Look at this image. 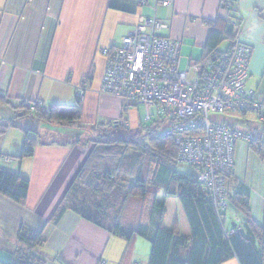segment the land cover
Returning a JSON list of instances; mask_svg holds the SVG:
<instances>
[{
	"label": "crops",
	"instance_id": "0c3cea01",
	"mask_svg": "<svg viewBox=\"0 0 264 264\" xmlns=\"http://www.w3.org/2000/svg\"><path fill=\"white\" fill-rule=\"evenodd\" d=\"M163 1L167 0H148L146 5H141L136 0H0V92L14 106L34 102L45 106L75 105L76 89L83 86L86 93L81 104L82 120L70 128L75 134L74 140L39 143L34 156L20 162L15 156L23 149L24 132L20 128H9L0 140V167L20 172L30 180L25 205L0 194V250L9 249L12 254L20 228L25 225L44 231L46 243L41 247V254L50 258L49 263L57 260V264H84L87 259L83 263L81 260L90 253V264L104 261L106 264H141L138 248L145 244L140 237L135 238L126 254V241L72 211H67L58 225H54L52 219L92 153V144H81L76 139L89 137L92 130L111 127L123 120L134 131L144 123L146 115L153 112L144 107L142 117L132 108L133 112L124 117L127 102L100 92L106 70V57L101 50L120 46L142 19L160 17L159 20L169 26L161 35L182 42L181 55L187 61L186 66L192 62L204 65V49L211 32L209 23L218 18L228 19L222 7L224 0H168L171 2L168 7L161 5ZM236 2L238 10L234 17L241 22L238 35L254 49L247 86L264 102V0ZM0 109L9 112L12 118L18 114V110ZM136 118L140 122L134 127ZM46 126L40 125L41 135H54L55 126ZM61 130L56 133L59 137L67 131ZM245 144L248 143L242 141L237 146L235 161L239 160ZM78 146L90 150H78ZM235 170L234 182L245 184L250 196L254 195V183L244 181L237 168ZM231 182L230 190L231 185L233 189L236 187ZM262 194L253 200L250 198V208L262 229L263 241L259 246L264 251ZM236 219L240 220L239 215L233 221ZM225 264L241 263L233 258Z\"/></svg>",
	"mask_w": 264,
	"mask_h": 264
},
{
	"label": "trees",
	"instance_id": "16d2710c",
	"mask_svg": "<svg viewBox=\"0 0 264 264\" xmlns=\"http://www.w3.org/2000/svg\"><path fill=\"white\" fill-rule=\"evenodd\" d=\"M136 1L141 4L139 0ZM229 2L230 6H226L227 13L237 14L236 0ZM227 17V20L218 18L216 22L209 23L211 32L202 61L205 64L220 58L224 51L219 48L224 41L229 43L228 48L235 44L232 19ZM81 104L76 98V104L69 106H45L39 102L14 106L9 99L0 98V107L18 110V114L12 118L9 112L4 113L0 109V140L9 128H20L24 132V143L22 151L15 158L19 162L31 158L39 143L46 144L39 130L40 125H60L61 128L76 126L82 120ZM247 116L249 115L243 117ZM244 120H238L232 125H239V129L255 138L248 143L249 148L264 159V121L259 122L256 118L255 121ZM257 122L263 125L262 129L255 124ZM111 126L114 130L132 132L135 136L119 152L120 159L115 155V163L102 167L98 163L100 160L104 162L106 157L113 158L112 152L107 150L108 146L104 147L108 142H104L103 146L101 141L93 140L96 143L92 145L94 150L67 190L52 219L54 225L59 224L67 211H72L126 241V254H129L135 238L146 239L152 247L148 264H225L233 258H237L241 264H264V251L259 246L263 241L262 229L253 217L250 191L245 184L238 182L231 194L229 184L233 177L230 178L226 184L228 206L224 210H218L204 193L197 168L185 165L190 168L188 173L177 170L180 166L176 160L177 147L169 137L161 136L166 123L144 121L134 131L117 122ZM119 143L124 144L123 141ZM8 160L6 158V162ZM161 190H165L167 197L179 199L190 226V236L165 227L167 205L166 201L158 199ZM29 191V178L20 172L0 167V194L25 205ZM132 204L143 205L134 217L128 212ZM230 206L241 217L240 225L238 224L240 227L237 225L239 230L233 228V225L231 229L228 228L231 224H228L225 215ZM139 216V222L130 224L131 219ZM43 233V230L36 231L23 225L16 237L17 246L11 255L22 264H50L40 252ZM0 264L13 263L0 259Z\"/></svg>",
	"mask_w": 264,
	"mask_h": 264
},
{
	"label": "built area",
	"instance_id": "2783aa9c",
	"mask_svg": "<svg viewBox=\"0 0 264 264\" xmlns=\"http://www.w3.org/2000/svg\"><path fill=\"white\" fill-rule=\"evenodd\" d=\"M139 2L146 5L148 0ZM161 5L168 7L171 2L163 1ZM168 28V24L157 17L142 19L120 46L102 49L106 70L100 92L125 99L127 104L123 111L126 116L132 108H155L158 120L169 125L167 135L173 138L178 131L197 129L194 122L187 118L191 113L199 115L201 124L216 116L232 119L245 114H254L260 121L264 120V104L257 99L256 92L247 87L253 52L251 47L238 43L228 52L232 57L221 56L215 61L230 72V79L215 74L207 64L192 62L182 70L179 67L182 43L161 35ZM205 85L207 88L203 89ZM83 89V86L79 87L75 92L81 102L86 98ZM225 96L233 99L224 101ZM197 97L201 102H196ZM0 98H3V93H0ZM238 105L249 108L251 112L239 110ZM210 110L221 114H209ZM150 119L146 115L145 121L151 122L148 121ZM121 124L126 125V120ZM201 131L210 133L211 128L204 126ZM221 135L234 144V148L240 141L253 142L255 139L236 126L223 129ZM174 144L177 147V162L197 168L201 174L199 181L206 189L204 193L215 199L213 203L218 210H224L227 207L226 183L233 174L235 162L220 155L225 150L215 141L176 140ZM201 151L210 152L208 161L198 158Z\"/></svg>",
	"mask_w": 264,
	"mask_h": 264
},
{
	"label": "rangeland",
	"instance_id": "374dc122",
	"mask_svg": "<svg viewBox=\"0 0 264 264\" xmlns=\"http://www.w3.org/2000/svg\"><path fill=\"white\" fill-rule=\"evenodd\" d=\"M159 19H160V17H159ZM226 47H227V41H224L220 45L219 50H224V48H226ZM183 57L184 56L181 55V59H180V62H179L180 69H186L189 66V64H188V66H186L187 65V61H185L184 60L185 58H183ZM192 74H193V72L191 73V75ZM3 98H7V96L5 94H3ZM120 99H122V98H120ZM123 100H125V99H123ZM145 109L146 108H144V107H137V108H134L133 110L137 111V113H139L140 116L143 117V115L145 114ZM151 109H153V112H149L147 114V116H156L155 108H151ZM133 110H131V113L133 112ZM225 119H226L225 117H216V120L218 122H222ZM236 119L240 120V121L243 120V119L250 120V121H255V118H254L253 115H249V116H247L245 118L242 117V116H238V117H236ZM138 122H140V119L136 118L135 119V123L136 124L134 125V127H137ZM118 123H121V122L118 121L117 124ZM255 124L258 127H260L261 129L263 128V125L261 123L257 122ZM26 125H27V123H26ZM61 129H64V130L67 129V131H63V132H66V133H64V136L60 135V137H59V135H56V133H58V130L62 132ZM52 131L55 133L54 135L50 134L49 131H47V134H50L49 136L47 135L48 137L43 135V138H44L43 141L44 142H52V141H58V140L60 142H62V141L66 142V141L74 140L73 137L75 136V134L73 133V130H71L70 128H67V126H63L61 128L60 125H57L54 128H52ZM138 134L139 135L141 134L140 131L138 132ZM134 136L132 135V132L131 133H129V132L125 133V132H123V130H120V131L118 130L117 131L116 129L114 130L113 127L111 126V127H107V128H100L99 127L95 131L92 130V132H91L89 137H84L83 138V136H81L80 139L78 137V139H76V140H79V143H81V144L87 143V144L95 145L96 143H94L93 140L96 139V141H101L102 142L101 144L103 146L105 145L104 142H108V145L106 143V146H104V147L108 146L109 149H107V150H110V152H112V157L113 158H110V157L107 158L106 157L105 158L106 160L104 162L102 160H100V162L98 164H99V166L101 165L100 167H102L105 164L110 165L109 163L114 162L115 161V158H114L115 155L118 157L119 152L123 151L124 145H126V143L130 139H133ZM120 141H123L124 144L123 145L120 144L119 143ZM82 146H85V148L89 147L88 145L87 146L86 145H82ZM244 146H246V148L243 151L241 150L242 151L241 154L238 155L239 160L236 161L235 168H237L238 172L241 173L242 179L244 181L254 183V186L256 187V192H255L254 195L250 196L251 200H253L254 197L259 198V197H261L263 195L262 193H264V159H262L257 153L253 152L249 148L248 144H245ZM78 147H79L78 150H85V151L90 150V148L84 149L83 147H80V146H78ZM92 148H94V146ZM92 150H94V149H92ZM110 159H113V160H110ZM118 159H120V158L118 157ZM116 160H117V158H116ZM105 169L107 170V168H105ZM177 170L179 172H181V173H188L190 171V168L188 166H185V165H180V166H178ZM148 173H149V171H148ZM237 177H238V175H237ZM235 180L237 181L236 177H235ZM239 180H241V179H239ZM233 183L236 184V182H234V179H233ZM233 183L231 182V184H233ZM236 186H237V184H236ZM235 189H236V187H234V189H233V186L231 185V192L235 191ZM86 192H88V191H86ZM158 195H159L158 199L160 201H162V202L166 201V205H167V213H166V217H165L166 218L165 219V227L168 228V229H172V230L176 229L182 235L190 236V234H191L190 226H189L188 220L186 218V215L184 213L183 207H182L179 199L177 197H172V196L167 197L166 193H165V190H161ZM98 199H100V198H98ZM136 203H141V202H136ZM142 206L143 205L132 204L131 207L129 208V211H128L130 216L134 217L136 213L141 211ZM237 215L238 214L235 211V209H233V206H230L228 211H227V213H226V215H225L229 225L233 223V219ZM140 220H141V216H139L136 219H131L129 222H130V224L134 225L137 222H139ZM236 221H238V220L236 219ZM234 223H236V222H234ZM98 228L103 229L102 227H98ZM140 240H141V242H143L145 244L143 247L140 246L138 248V254L140 256V261H141V264H148V260H149V257H150V254H151V248H152L151 247V243L148 240L143 239V238H141ZM45 243H46V241L44 240V236H43L41 245L43 246ZM9 251H10L9 249L5 250V251L0 250V259L5 260V261L10 262V263H13V264H22L19 261L18 258L13 257L12 255H10L11 253H9ZM41 251H42V249H41ZM84 258H85L84 261H83V259L81 260L82 263L85 262L86 259H87V261L84 264L92 263L91 262L90 253H89V255L86 254L84 256ZM48 259H50V258H48ZM55 262H51L50 264H57V260Z\"/></svg>",
	"mask_w": 264,
	"mask_h": 264
},
{
	"label": "bare ground",
	"instance_id": "6f19581e",
	"mask_svg": "<svg viewBox=\"0 0 264 264\" xmlns=\"http://www.w3.org/2000/svg\"><path fill=\"white\" fill-rule=\"evenodd\" d=\"M226 6H228V7L230 6L229 0H224L223 6H222L224 8V11L227 12ZM232 11H234V8H232ZM228 16H229V18L232 19L231 20V25L233 27V35L236 38L235 44L232 47L234 48L236 46V44H238V43H241V44H244V45H247V46L251 47L250 45L244 43L242 41L241 37L238 35V32H240V27H241L240 19L234 17V15H232L230 13H228ZM232 47L231 48H227L226 50H224V52H223V54L221 56H229V57H232V55H230L228 53L230 50L233 49ZM251 48L253 49V47H251ZM253 52H254V49H253ZM253 52H252V55H253ZM252 55H251V57H252ZM179 59H181V57H179ZM215 61L209 62L207 64L209 67L211 66V71H213L217 75H222L225 78L230 79L231 78L230 72L228 70H225L224 68H222ZM250 61H251V58H250ZM249 66H250V64H249ZM249 77H250V73H249ZM232 81H233V79L230 82H232ZM205 88H207L206 85L203 86V89H205ZM230 99H233V97L225 96V100L224 101L230 100ZM196 102H201V99L197 97L196 98ZM237 108L239 110H242V111L251 112V110L249 108H246V107H243V106H240V105H238ZM209 114H212V115H215V114L220 115L221 112L210 110L209 111ZM245 115H253L256 118V120H258L259 122H262L254 114H245ZM245 115H239V116H242L243 117ZM216 117H224V116H216ZM216 117L213 118L212 120H209L207 123H202L201 124L200 119H199V115L197 113H191L190 115L187 116V118H188V120H191V121L194 122V124L197 127L196 130L178 131L177 136L173 138V136L171 137V136L167 135V132H168V130H169L170 127L166 123V128L161 132V135H165V136L169 137L173 141V143L176 140H182L183 142H196V141H204V140L215 141L217 143H220L222 149L225 150V151H222V153L220 155L221 156H224V157H230L232 159V161L235 162L234 152H235L236 146L238 145L239 142L236 144V146L234 148V144L227 142L226 139L221 135V132H222L223 129H230L232 126H236V125H232V124H236L237 123L238 120L236 119V117H238V116H235L232 119H228V118L225 117L226 119L224 120V122L223 121L222 122H218L216 120ZM150 118L151 119L148 120V121H152V122L153 121H160V120H158L157 116H150ZM124 126L128 127V123L126 122V125H124ZM204 126L210 127L211 128V132L210 133H205V132L201 131V129H203ZM236 127L239 128V125L236 126ZM247 143H251V142H247ZM198 158L201 159V160H204V161H208L210 159V152L209 151H201L198 154ZM180 165H184V164H180ZM234 169H235V165H234ZM200 175H199V178H200ZM233 175H234V170H233V174H232V176L230 178H232ZM228 180H227V182H228ZM203 189H204V191H206L205 188H203ZM209 199L212 202H215V199L214 198H210L209 197ZM226 202H227V199H226ZM227 206H228V202H227ZM235 222L236 223L233 224V228H236V229L239 230V228L237 227V225L240 223V220L238 219V221H235ZM234 225H235V227H234ZM233 232H235V230H233Z\"/></svg>",
	"mask_w": 264,
	"mask_h": 264
},
{
	"label": "water",
	"instance_id": "95a60500",
	"mask_svg": "<svg viewBox=\"0 0 264 264\" xmlns=\"http://www.w3.org/2000/svg\"><path fill=\"white\" fill-rule=\"evenodd\" d=\"M234 227H235V225H234Z\"/></svg>",
	"mask_w": 264,
	"mask_h": 264
}]
</instances>
